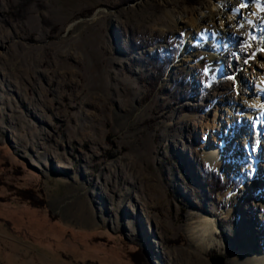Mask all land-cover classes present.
<instances>
[{
	"label": "rangeland",
	"instance_id": "1",
	"mask_svg": "<svg viewBox=\"0 0 264 264\" xmlns=\"http://www.w3.org/2000/svg\"><path fill=\"white\" fill-rule=\"evenodd\" d=\"M227 22L243 25L231 49H206ZM261 49L264 0H0V264L264 255ZM217 79L237 86L230 100ZM214 114L239 156L217 142L226 121L215 138L201 130ZM203 216L216 222L207 252L192 233Z\"/></svg>",
	"mask_w": 264,
	"mask_h": 264
},
{
	"label": "bare ground",
	"instance_id": "2",
	"mask_svg": "<svg viewBox=\"0 0 264 264\" xmlns=\"http://www.w3.org/2000/svg\"><path fill=\"white\" fill-rule=\"evenodd\" d=\"M215 18H217V17L216 16L214 17V14L212 15V17L211 16H207V17L203 16L202 17V19L206 20V21H209V20L211 21V20H214ZM220 20L222 22L224 21L222 18H220ZM228 24H230V23H228V22L226 23L225 30L223 32H221V34H218V33L216 34L215 33V35H217V37H218L217 40L216 41H212V43L210 42L209 45H206L207 46L206 49L210 48L211 50L215 49V51H220V48H219V45H220L219 41L220 40L223 42V46H225L227 49H229V48L231 49V46L228 47L230 42L232 43V41H233L231 33L232 32L241 33L242 29H241V26L239 27V26H236L235 24L233 26H231V28H230V27H228ZM209 55L212 58L222 59V57H220V56L216 57L215 54H209ZM238 70H240V66L235 67V69L233 70L234 73H236V75H237ZM261 78H262V79H260L261 81L264 80V75H263V77L261 76ZM261 81H260L259 84L261 85V87H264V83H262ZM213 87H214V90L216 91L215 97L218 99L219 102H224L226 100L227 101L230 100L228 98L229 97L228 95H230V91H232V89L237 91V86L232 88L230 80H226V79L223 80V81H221V79L215 80L213 82ZM258 90H259L258 92H260L261 88L259 87ZM244 108H248L249 109V105L248 104L244 105ZM261 108H262V106H261ZM241 116H245V117L249 118V115H247V114H245V115L241 114ZM212 121H213L212 123H210V122L202 123L201 124V127H202L201 130L206 132L207 129H212V134H213V136L215 138V135H216V134H214L215 130H220L222 128L223 123L225 121L227 123V119L224 121V119L223 120L220 119V115L214 114V117H213ZM228 122H229V119H228ZM229 126L232 127L230 125V123H227V126L225 127V130H224L225 133L229 134V135L226 136L225 139L223 137L222 138L220 137L219 139L217 138L218 139L217 142L220 143L221 147L225 148L227 154L231 153V155L233 154V156L234 155L239 156L238 149L236 150L235 153H232V150H233L232 146L234 144H232L233 141H232V133H231V131L233 130V128H231V130L228 131ZM219 150L220 149H216V150L209 149L206 152V156H208L209 160H213L214 161V165H213L214 167L219 168L221 170L224 169L225 167H228L232 171V169L234 168V166H233L234 162H227L225 160V158L223 157L224 155L223 156L220 155ZM239 160L240 159H238V161ZM263 204H264V202H263ZM215 223L208 216H203V218L201 220H199L198 224H196L195 226H192V233H193V236H194V240L196 241V243L198 244V247L200 248V250L202 252H207L215 244L214 240L210 241V239H212L210 237H214V233H215L214 229H215V226H216ZM241 258L237 257V259L235 261H233V264H264V255H261V254L252 255V256H246L245 258H242V259ZM199 259L200 258L198 256V257H196L193 260L200 261ZM223 260H224V258L221 257V256L212 258L213 264H224Z\"/></svg>",
	"mask_w": 264,
	"mask_h": 264
},
{
	"label": "trees",
	"instance_id": "3",
	"mask_svg": "<svg viewBox=\"0 0 264 264\" xmlns=\"http://www.w3.org/2000/svg\"><path fill=\"white\" fill-rule=\"evenodd\" d=\"M157 62V72L159 73L158 78H162L165 76L166 69L168 68L169 61L166 57L159 58ZM207 176L209 177V180L212 181V186L218 187V190L224 191L228 188L229 182H231V178H225L221 173L217 171H213L212 173L208 170ZM228 184V186H227ZM211 186V184H210ZM211 186V187H212ZM212 189V188H211ZM142 249L137 250V254L144 257Z\"/></svg>",
	"mask_w": 264,
	"mask_h": 264
},
{
	"label": "snow or ice",
	"instance_id": "4",
	"mask_svg": "<svg viewBox=\"0 0 264 264\" xmlns=\"http://www.w3.org/2000/svg\"><path fill=\"white\" fill-rule=\"evenodd\" d=\"M244 6H245L244 4L241 5V7H244ZM237 11H239V9H237ZM241 27H243V25H241ZM253 38H254V37H253ZM261 51H264V49H261ZM244 63L247 64L248 61L245 60ZM208 71H209V69L206 67V68L204 69V72L207 73ZM228 78H229L230 80H235V79H236L235 76H229ZM261 82L264 83V80H262Z\"/></svg>",
	"mask_w": 264,
	"mask_h": 264
}]
</instances>
